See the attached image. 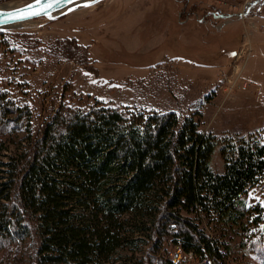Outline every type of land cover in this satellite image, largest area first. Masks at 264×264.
Returning a JSON list of instances; mask_svg holds the SVG:
<instances>
[{
  "label": "rangeland",
  "instance_id": "rangeland-1",
  "mask_svg": "<svg viewBox=\"0 0 264 264\" xmlns=\"http://www.w3.org/2000/svg\"><path fill=\"white\" fill-rule=\"evenodd\" d=\"M255 1L103 0L58 19L0 28V92L24 113L0 137V160L19 156L26 138H37L60 108L88 109L95 100L195 116L218 141L255 134L264 143V0L246 4ZM212 166L224 170L220 145ZM245 198L249 212L240 228H217L206 217L199 225L226 243L227 264H264V241L257 242L264 235V177ZM35 243L2 244L0 264H36ZM133 249H119L108 264H139L145 245ZM173 249L167 242L161 255L168 259Z\"/></svg>",
  "mask_w": 264,
  "mask_h": 264
},
{
  "label": "trees",
  "instance_id": "trees-1",
  "mask_svg": "<svg viewBox=\"0 0 264 264\" xmlns=\"http://www.w3.org/2000/svg\"><path fill=\"white\" fill-rule=\"evenodd\" d=\"M23 115L0 92V137ZM26 139L19 156L0 160V246L32 237L36 264H108L119 249L140 244L139 264H170L161 255L167 242L227 264L226 243L199 221L243 226L245 196L264 177L259 135L218 141L195 116L174 111L95 100L88 109L60 108ZM219 145L223 172L212 166Z\"/></svg>",
  "mask_w": 264,
  "mask_h": 264
},
{
  "label": "water",
  "instance_id": "water-1",
  "mask_svg": "<svg viewBox=\"0 0 264 264\" xmlns=\"http://www.w3.org/2000/svg\"><path fill=\"white\" fill-rule=\"evenodd\" d=\"M103 0H65L64 3H61L52 9H50L48 12H43V3H47L48 0H43L42 4H38L37 0H32L31 2L17 6L15 8H9V7H3L0 8V28L12 26L14 24L23 23L29 20H33L36 18L45 17L50 20L58 19L66 14H69L70 12L79 9L81 7H87L85 5H95ZM24 11L27 13L35 12V11H41V15H30L28 18L19 19V18H13V16H19V14ZM51 17V18H49Z\"/></svg>",
  "mask_w": 264,
  "mask_h": 264
},
{
  "label": "built area",
  "instance_id": "built-area-1",
  "mask_svg": "<svg viewBox=\"0 0 264 264\" xmlns=\"http://www.w3.org/2000/svg\"><path fill=\"white\" fill-rule=\"evenodd\" d=\"M248 6H253L254 2L246 3ZM244 10H246V5ZM250 7H248L249 10ZM242 15H245V11L240 13ZM243 52L236 53L235 57L238 56L241 57ZM245 86V85H244ZM247 86V84H246ZM169 261L170 264H212L211 259L209 257H200L195 251H186L180 247L175 248L169 255Z\"/></svg>",
  "mask_w": 264,
  "mask_h": 264
},
{
  "label": "snow or ice",
  "instance_id": "snow-or-ice-1",
  "mask_svg": "<svg viewBox=\"0 0 264 264\" xmlns=\"http://www.w3.org/2000/svg\"><path fill=\"white\" fill-rule=\"evenodd\" d=\"M65 0H48L47 3H43V0H37L38 4H42L43 3V12H48L50 9H52L53 7L64 3ZM73 2H75V0H73ZM85 6H90V5H85ZM42 12L41 11H35V12H31V13H27L22 11L19 16H13V18H19V19H24V18H28L30 15H41ZM51 18V17H49Z\"/></svg>",
  "mask_w": 264,
  "mask_h": 264
},
{
  "label": "bare ground",
  "instance_id": "bare-ground-1",
  "mask_svg": "<svg viewBox=\"0 0 264 264\" xmlns=\"http://www.w3.org/2000/svg\"><path fill=\"white\" fill-rule=\"evenodd\" d=\"M18 4H6V5H3V6H0V8H5V7H9V8H15L17 7ZM18 6H21V5H18ZM20 24V23H19ZM14 25H17V24H14ZM13 26V25H12Z\"/></svg>",
  "mask_w": 264,
  "mask_h": 264
},
{
  "label": "crops",
  "instance_id": "crops-1",
  "mask_svg": "<svg viewBox=\"0 0 264 264\" xmlns=\"http://www.w3.org/2000/svg\"><path fill=\"white\" fill-rule=\"evenodd\" d=\"M260 1V2H259ZM263 0H256L255 2H254V5H258V4H260L261 2H262ZM261 34V33H260ZM259 34V35H260Z\"/></svg>",
  "mask_w": 264,
  "mask_h": 264
}]
</instances>
